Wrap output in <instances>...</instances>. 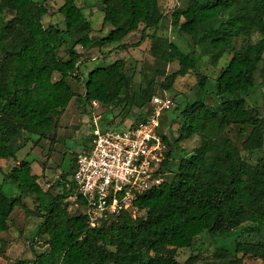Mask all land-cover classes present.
Wrapping results in <instances>:
<instances>
[{
	"label": "trees",
	"instance_id": "1",
	"mask_svg": "<svg viewBox=\"0 0 264 264\" xmlns=\"http://www.w3.org/2000/svg\"><path fill=\"white\" fill-rule=\"evenodd\" d=\"M93 3L102 6V30L109 28L97 39L75 0H63L58 9L65 31L43 25L49 11L38 1L0 0V159L11 157L10 144L22 133L40 138L54 133V118L77 98L68 81L74 74L75 80L80 77L76 47L125 49L128 46L123 41L131 33L140 28L156 30L163 19L158 0ZM171 25L196 46L208 44L215 51L214 62L221 47L232 53L216 78L220 104L215 110L201 99L175 108L179 109L176 118L182 120L177 142L199 136V146L179 158L172 150L166 151L157 174L173 173L172 179H161L139 194L133 214L122 212L94 228L86 225L81 198L73 201L77 214L70 215L67 210V199L76 194L72 181L75 166L71 179L65 174L55 181V185L64 183L56 194L52 184L44 189L38 183L30 162L12 167L5 177L17 184L20 195L0 202V234L8 231L16 207H23L27 217L31 215L23 197L34 195L48 249L32 262L19 259L11 264H196L202 253L194 247L203 236L229 235L235 238L233 250L217 244L210 250L216 262L244 264L247 256L264 262L260 235L264 230V154L251 164L229 137L235 134L245 152L264 147V114L249 110L245 99L264 65V0H186L185 8L172 12ZM150 38L149 52L156 60L153 75L143 73L140 82L134 83L121 59L97 67L84 80L85 104L119 109L124 119L133 110L148 107L153 96L166 95L176 79L197 70V61L167 37L153 34ZM65 46L68 58L64 60L59 50ZM175 62L178 70L167 75L163 68ZM54 74L59 79L54 81ZM155 77L164 79L157 84ZM198 79L205 90L206 76ZM157 87L161 93H156ZM146 115L140 113L130 127L144 121ZM100 126L104 130L113 124L102 120ZM163 140L167 145L165 136ZM243 233L245 238H240Z\"/></svg>",
	"mask_w": 264,
	"mask_h": 264
},
{
	"label": "rangeland",
	"instance_id": "2",
	"mask_svg": "<svg viewBox=\"0 0 264 264\" xmlns=\"http://www.w3.org/2000/svg\"><path fill=\"white\" fill-rule=\"evenodd\" d=\"M35 1L45 5L49 11V15L43 19L45 27L53 25L63 31L66 30L64 18L58 12L63 0ZM75 2L83 10L85 17L92 25L94 29L92 36L96 39L104 37L108 33L109 28L102 30V6L94 5L93 0H75ZM158 3L163 13V19L158 29L142 31V28H140L138 31L131 33L123 41L127 44V48L115 46L99 48L94 46L88 50H83L81 47H76L80 54V77L77 81L74 74L68 81L77 98L71 101L63 113L54 118L57 121V128L54 133L44 138L22 133L10 144L11 157L0 159L1 203L20 195L17 184L5 177V174L12 167L19 165L22 161L30 162L32 173L38 176V183L44 189H47L48 184H52L53 193H61L64 183L61 182L55 185V181L65 174H67V179H71L76 157L79 154L86 153L90 147L95 118H97L98 126H100V121L102 120L103 123L112 122V128L108 126L104 127V130H123L130 128L140 113L145 114L147 112V107L141 111L133 110V112L125 115L124 119H122L124 114H120L119 109L107 108L99 104L96 106L85 104L82 96L84 94V80L87 79L89 71L97 67L107 66L119 59L125 62V73L132 78L134 83L140 82L143 73L152 76L156 67V60L149 52L151 46L150 35L153 34L167 37L179 50L197 61L196 71H190L185 77L176 79L172 88L165 92L173 101L171 109L160 118V132L167 138V151L172 150V154L179 158L189 155L199 146V136H193L187 140L177 142L178 130L182 120L181 118H176L179 109L175 110V108H181L186 102L201 99L209 108L215 110L220 104V98L215 94L216 78L219 72L227 65L232 53L228 49L221 47L217 51L220 57L214 62L212 55L215 51L208 44L196 46L188 35L182 34L178 28L171 25L172 12L185 8L186 0H158ZM143 34H145L144 40L140 42ZM238 41L240 43V40ZM236 45L238 47V44ZM59 56L64 60L68 58L66 46L59 50ZM178 68V63L175 62L163 69L167 75H171ZM199 75L206 76L205 90H201L198 85ZM263 75L264 65H261L255 76V86L245 97L248 104L247 108L249 110L254 108L262 114H264ZM57 79H59V75L54 74L53 80ZM163 79V77H155L157 84H160ZM156 93H161L159 87H157ZM229 137L240 151L242 158L249 163L255 164L263 156L264 147L259 151L245 152L241 144L236 140L235 134H230ZM173 175V173L168 172L161 173L160 179L169 181ZM70 198L67 199V210L70 215H74L78 213V209ZM23 204L30 210L31 215L27 217L23 207L19 206L12 212L8 231L0 234V264H11L19 259L32 262L37 254L48 249V236L41 228L43 218L36 212L34 195L23 197ZM260 235L264 239V230L260 232ZM240 238H245V234L243 233ZM234 240L235 238L231 235L215 239L210 236H203L194 247V250L202 253L196 264H202L203 262L220 264L212 258L210 250L216 244L233 250ZM243 262L244 264H264L260 259L250 256L244 257Z\"/></svg>",
	"mask_w": 264,
	"mask_h": 264
},
{
	"label": "built area",
	"instance_id": "3",
	"mask_svg": "<svg viewBox=\"0 0 264 264\" xmlns=\"http://www.w3.org/2000/svg\"><path fill=\"white\" fill-rule=\"evenodd\" d=\"M172 106L167 94L153 96L146 119L123 130L104 131L94 119L90 147L75 160L72 181L76 194L70 198L84 202L89 228L122 212L133 214L137 196L161 181L157 169L167 145L160 132V118Z\"/></svg>",
	"mask_w": 264,
	"mask_h": 264
},
{
	"label": "crops",
	"instance_id": "4",
	"mask_svg": "<svg viewBox=\"0 0 264 264\" xmlns=\"http://www.w3.org/2000/svg\"><path fill=\"white\" fill-rule=\"evenodd\" d=\"M100 127V126H99ZM101 128V127H100ZM102 129V128H101ZM89 149V148H88Z\"/></svg>",
	"mask_w": 264,
	"mask_h": 264
}]
</instances>
